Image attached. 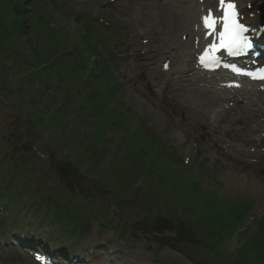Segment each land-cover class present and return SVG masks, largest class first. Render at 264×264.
Listing matches in <instances>:
<instances>
[{"label":"rangeland","instance_id":"374dc122","mask_svg":"<svg viewBox=\"0 0 264 264\" xmlns=\"http://www.w3.org/2000/svg\"><path fill=\"white\" fill-rule=\"evenodd\" d=\"M25 1L27 14L18 15L14 22L13 8ZM252 1L253 8L260 2ZM134 3L139 5L135 11L143 17L142 27L156 37L150 55L155 64L147 68L138 61V49L130 37L134 16L130 6ZM114 4L108 0H0V103L4 104H0V166L4 157L17 162L14 185L18 187H25L29 180L37 182L38 188L31 191L40 209L56 206V198L44 188L54 189L67 211L77 204L85 206L86 194L104 201L95 200V205L93 198H88L100 223L90 228L84 218L86 235L72 251L89 264H249L264 254V235L254 232L250 237L256 230L254 219L264 215V160L247 165L248 158L243 155L247 148L251 152L254 148L249 145L242 154L239 146L250 141L242 132L245 125H249L245 127L248 135L264 132L252 131L255 125L249 119L238 124L210 120L208 107L203 114L190 108L180 94L173 101L167 96L170 87L159 77L157 59L171 41L181 39L182 28L175 27L184 8L181 2L126 0ZM121 9L122 13L115 11ZM96 13H100L98 18ZM107 19L113 24V32L101 25L100 21ZM22 125L28 127L23 130ZM13 128L20 131V141L14 136L7 139ZM178 131L184 140L176 138ZM68 139L73 145L65 147L70 156L64 157ZM87 144L86 155L99 159L95 162L88 157L77 165L75 185H66L67 175L63 174L80 156L78 146ZM225 150L231 152L232 160L215 154ZM6 164L1 167L0 181L8 183L14 178L7 173L8 168L3 171ZM51 165L57 172L50 170ZM147 166L151 176L146 183L153 187L154 196L160 197L159 202L136 196L130 185L123 194L113 193L115 180L111 176L116 177L117 188H122L125 176L137 181L147 175ZM23 196L19 205L27 202L28 195ZM232 208L242 214L244 209L250 211V217L245 225L240 221L242 214H238L242 237L225 238L226 252L220 258L224 263L209 256L203 240L192 246L183 236L181 239L175 224L172 228L158 225L166 223L161 214H173L176 209L182 215V211L192 210L195 215L188 218L187 225L201 239L209 236V231L198 214L202 212L212 222L213 231L219 232L222 226L227 230L235 225ZM116 209L127 225L120 228L122 236L103 222L105 217L114 218ZM37 216L34 210L30 216L21 215L25 229L38 222ZM189 226L182 227L183 234ZM226 232L220 235L229 236ZM0 233V264H34L13 234L6 237ZM126 235H134L130 245L124 243ZM250 239L254 241L248 243L253 251L243 257L250 260L242 261L241 253L236 252ZM70 241L67 244L72 245ZM211 245L216 249L220 246L217 241Z\"/></svg>","mask_w":264,"mask_h":264},{"label":"bare ground","instance_id":"6f19581e","mask_svg":"<svg viewBox=\"0 0 264 264\" xmlns=\"http://www.w3.org/2000/svg\"><path fill=\"white\" fill-rule=\"evenodd\" d=\"M247 1H249V0H247ZM191 2H192V4L195 5L194 8L196 9V13L195 14H197V18H200L201 14H202V11L200 10L201 7H202V5L196 4L197 3L196 0H192ZM206 7H209V6H206ZM255 20H257V19L255 18L253 20H250V18H249V21L250 22H254L255 23ZM176 26L178 28L179 27H183V26H184V28H187L188 27V25H186L184 23V21H182V20H180V22L177 25H175V27ZM129 32H130V37L135 40L134 47H137L136 41L140 38V35L138 33H136L133 28ZM201 36H202V34H201ZM201 36H200V33H199V37H201ZM154 39H156V37H154ZM134 47L132 46L131 48L134 49ZM184 69H185L184 67L181 68V70L185 72L186 70H184ZM182 81L184 83L189 82L185 78H182ZM181 87L174 86V84L172 83L170 85V88H169L170 89L169 92L172 95L170 96V94H169L167 96H169L171 98V100L173 101L174 98H175V96H176V93L181 94L183 96V98L186 99V101H187V103H188V105H189L190 108L196 109L197 111H199L200 113H203V114L205 113V110H206L207 107H216L215 109L222 108L221 113L229 112V111H232V110H234L236 108L237 110L239 109L241 113H245L246 112V114H248L253 119H259L260 118V115H261L260 113H262L261 110L252 109L251 106H239V105L236 106L235 104L241 98L240 95L239 96L236 95V98H234L235 104H234L233 107L225 108L224 106H217L220 103H223V102H221V100L218 97H215L212 94H206L205 95L204 93L201 92V88H199V87H192V86H187V88H184L183 86H181ZM223 92H225V93H232V92H229V91H223ZM242 95H243V99L249 100L251 102V104H254V103H257L258 102L257 101V98H253V94H248V92L246 94V92H245ZM143 100H146L147 101V99H143ZM241 101L243 102V100H241ZM241 117H243V116H241ZM241 120L242 119L237 120V123H238V121H241ZM239 123H241V122H239ZM253 131L264 132V124L263 125L257 124L256 128ZM242 132L244 134H246V137L250 138V141L248 142L250 145L251 144L258 145L259 147H263L264 148V137H261V136H259V137L253 136L252 135L253 133L251 135H248V130L245 129V127L242 129ZM177 137L179 139H181V140H184L185 139V136L181 132H179V131L176 133V138ZM251 137H252V139H251ZM261 144H263V145H261ZM239 147H242V146L240 145ZM215 154L221 155L220 157L222 159L226 160V161H228L229 159L230 160L233 159L232 158L233 156H231L232 154H231V152L229 150H225L224 152H220V151L218 152L217 151V152H215ZM236 161L239 163V165H240V163H242L240 166H242L244 168L247 167L246 166L247 163L245 164V163L241 162V160H239V159H236ZM248 162L250 163V160H248ZM249 163L247 165H250ZM253 174H256L255 173V169L253 170ZM235 176H239V175L238 174H235ZM252 180H253L252 182H254L255 181V177H252Z\"/></svg>","mask_w":264,"mask_h":264},{"label":"snow or ice","instance_id":"6c2138e0","mask_svg":"<svg viewBox=\"0 0 264 264\" xmlns=\"http://www.w3.org/2000/svg\"><path fill=\"white\" fill-rule=\"evenodd\" d=\"M219 5L223 11L222 16L214 17L211 11H209V13L203 17V26L208 30L207 34L214 37V41L205 48L203 54L199 57V62L206 67H211L219 63L216 54L221 50L231 55H236L249 47L247 38L244 36V33L248 31V29L239 22L235 4L230 2V0H219ZM218 23L222 24V31H217ZM165 67H167V65H165ZM231 67L238 75L246 74L251 76L250 73H242L241 70L234 65ZM260 78L264 79V76ZM228 86L239 87V85Z\"/></svg>","mask_w":264,"mask_h":264},{"label":"trees","instance_id":"16d2710c","mask_svg":"<svg viewBox=\"0 0 264 264\" xmlns=\"http://www.w3.org/2000/svg\"><path fill=\"white\" fill-rule=\"evenodd\" d=\"M14 13H17L18 15H23V12L20 8H15ZM85 157V153L82 155V158Z\"/></svg>","mask_w":264,"mask_h":264},{"label":"water","instance_id":"95a60500","mask_svg":"<svg viewBox=\"0 0 264 264\" xmlns=\"http://www.w3.org/2000/svg\"><path fill=\"white\" fill-rule=\"evenodd\" d=\"M262 11L264 12V5H263V7H262ZM263 21H264V14H263Z\"/></svg>","mask_w":264,"mask_h":264}]
</instances>
